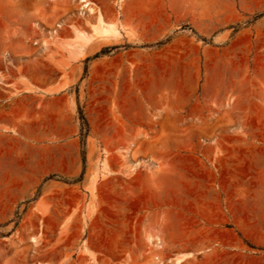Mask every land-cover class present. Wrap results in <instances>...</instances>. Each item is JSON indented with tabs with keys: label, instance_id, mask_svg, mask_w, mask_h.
<instances>
[{
	"label": "rangeland",
	"instance_id": "374dc122",
	"mask_svg": "<svg viewBox=\"0 0 264 264\" xmlns=\"http://www.w3.org/2000/svg\"><path fill=\"white\" fill-rule=\"evenodd\" d=\"M14 81L62 97L0 132V264H264V0H0Z\"/></svg>",
	"mask_w": 264,
	"mask_h": 264
},
{
	"label": "crops",
	"instance_id": "0c3cea01",
	"mask_svg": "<svg viewBox=\"0 0 264 264\" xmlns=\"http://www.w3.org/2000/svg\"><path fill=\"white\" fill-rule=\"evenodd\" d=\"M59 84L60 83L49 82L44 83L40 87L30 84L29 87L27 86L22 88L23 84L18 81H14L12 83L1 82L0 91L5 92L8 96V98L4 99L3 102H9L10 104L6 107H0V132L12 133L15 135H26L28 134L25 132L26 130H35L36 128H39L43 121H52L51 116L48 117L47 115L52 112L53 104L56 103L57 99L62 97L61 95L59 96L53 94V91ZM71 84L72 81L67 83L68 86ZM40 99H42L46 105V110L35 111L33 107H28L27 111L25 110L26 104H33L35 101ZM259 104L260 103L256 105V109L251 108V111L257 112L258 121L261 115L264 116V107ZM54 129L58 131L56 136L60 134V136L68 137L72 136L76 130L75 125L67 123L66 121L58 123ZM239 131L243 130L241 129ZM238 133H234L232 136L249 135ZM255 135L264 136V127L257 128Z\"/></svg>",
	"mask_w": 264,
	"mask_h": 264
},
{
	"label": "trees",
	"instance_id": "16d2710c",
	"mask_svg": "<svg viewBox=\"0 0 264 264\" xmlns=\"http://www.w3.org/2000/svg\"><path fill=\"white\" fill-rule=\"evenodd\" d=\"M103 52L100 51L99 53H96L95 55H93L91 58H86V61L90 60V59H94V58H97L100 54H102ZM79 119L82 123L81 125V129L85 132V134L87 133V124H86V120L85 118L83 117L82 113L79 111ZM84 164H85V159H84V156H82V171L80 173V177L83 175V172H84Z\"/></svg>",
	"mask_w": 264,
	"mask_h": 264
},
{
	"label": "bare ground",
	"instance_id": "6f19581e",
	"mask_svg": "<svg viewBox=\"0 0 264 264\" xmlns=\"http://www.w3.org/2000/svg\"><path fill=\"white\" fill-rule=\"evenodd\" d=\"M109 31L112 32V27H111V30H108V31L106 30V31H104V33H106V32L109 33ZM62 86H64V84Z\"/></svg>",
	"mask_w": 264,
	"mask_h": 264
}]
</instances>
